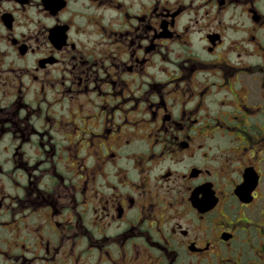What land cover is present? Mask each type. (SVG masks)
Segmentation results:
<instances>
[{
    "label": "flooded vegetation",
    "instance_id": "1",
    "mask_svg": "<svg viewBox=\"0 0 264 264\" xmlns=\"http://www.w3.org/2000/svg\"><path fill=\"white\" fill-rule=\"evenodd\" d=\"M0 264H264V0H0Z\"/></svg>",
    "mask_w": 264,
    "mask_h": 264
}]
</instances>
